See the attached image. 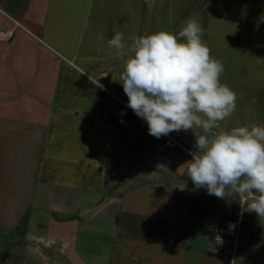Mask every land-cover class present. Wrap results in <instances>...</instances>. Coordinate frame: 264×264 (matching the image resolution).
Wrapping results in <instances>:
<instances>
[{"label":"crops","instance_id":"1","mask_svg":"<svg viewBox=\"0 0 264 264\" xmlns=\"http://www.w3.org/2000/svg\"><path fill=\"white\" fill-rule=\"evenodd\" d=\"M194 14L238 96L220 127L264 125V0H0V264H264L253 212L233 257L204 236L238 197L197 189L191 158L148 134L107 46Z\"/></svg>","mask_w":264,"mask_h":264},{"label":"clouds","instance_id":"2","mask_svg":"<svg viewBox=\"0 0 264 264\" xmlns=\"http://www.w3.org/2000/svg\"><path fill=\"white\" fill-rule=\"evenodd\" d=\"M152 2L145 0L149 7ZM194 17L186 18L175 34L159 30L132 36L129 43L116 32L107 39L123 61L119 83L149 135L202 129L203 134L195 133L192 159L182 166L197 189L217 198L247 194L246 211L264 219V125L220 127L237 110L238 96L221 82L223 62L211 56Z\"/></svg>","mask_w":264,"mask_h":264},{"label":"built area","instance_id":"3","mask_svg":"<svg viewBox=\"0 0 264 264\" xmlns=\"http://www.w3.org/2000/svg\"><path fill=\"white\" fill-rule=\"evenodd\" d=\"M12 34L13 29H8L7 31L0 29V39H9L12 37ZM102 86L105 87L104 85ZM195 133L199 135L198 132L192 133L190 136L192 144H188L187 142L176 138L172 133L167 136H162L164 146L168 148L178 147L185 155L192 159L190 152L195 151ZM232 194L236 195L239 199V217L237 219H228L224 223H219L215 220H208L204 228V236L215 239L218 242L219 249L233 257L237 252L236 246L242 226V216L247 210L245 201L251 202V197L247 194L242 195L238 192H232L229 195ZM241 205H244V207Z\"/></svg>","mask_w":264,"mask_h":264}]
</instances>
